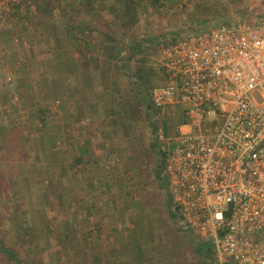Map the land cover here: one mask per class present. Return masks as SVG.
Returning a JSON list of instances; mask_svg holds the SVG:
<instances>
[{"label": "rangeland", "instance_id": "374dc122", "mask_svg": "<svg viewBox=\"0 0 264 264\" xmlns=\"http://www.w3.org/2000/svg\"><path fill=\"white\" fill-rule=\"evenodd\" d=\"M152 6L140 10L133 30L144 47L109 66L107 93L102 89L98 96L109 101L95 121L81 103L73 109L61 73L54 75L64 85L61 90L53 81L38 87L33 79L37 74L20 72L11 63L19 57L13 60L10 51L0 52V240L9 242L13 212H24L21 245L33 264H92L94 258L103 264L110 256L126 262L133 249L142 253L140 247L146 244L155 264H209L197 254L192 233L176 230L165 208L167 191L152 176L144 177L148 163L154 161L151 142L160 151L166 148L154 138L157 122L154 111L146 107L149 100L141 102L142 95L150 99L151 88L164 81V44H151L161 35L208 26L234 13L263 16V11L255 12L264 9V0H188L182 7L172 2ZM250 20L251 25L262 23ZM20 58L27 62L31 57ZM26 76L30 87L14 82ZM136 76L145 77L147 86H137ZM179 112V106L167 109L158 122L167 129L180 121ZM86 117L94 134L90 142L102 152L101 164L97 159L91 166L93 183L83 179L90 170H83L78 161L88 140V127L81 123ZM11 235L16 242V235ZM202 242L212 249L208 240ZM0 264L11 262L0 255Z\"/></svg>", "mask_w": 264, "mask_h": 264}, {"label": "built area", "instance_id": "2783aa9c", "mask_svg": "<svg viewBox=\"0 0 264 264\" xmlns=\"http://www.w3.org/2000/svg\"><path fill=\"white\" fill-rule=\"evenodd\" d=\"M161 64L149 98L177 221L209 241L212 264H264V21L165 43ZM176 106L180 121L165 129L159 114Z\"/></svg>", "mask_w": 264, "mask_h": 264}, {"label": "crops", "instance_id": "0c3cea01", "mask_svg": "<svg viewBox=\"0 0 264 264\" xmlns=\"http://www.w3.org/2000/svg\"><path fill=\"white\" fill-rule=\"evenodd\" d=\"M26 1L29 3L15 6L10 0H0V52L10 51L8 56L13 60L19 57L16 61L11 60V63L20 72L29 70L30 74H37L38 79H33L38 82V87L43 88V84L53 81V86L61 90L64 85L54 76L55 73H61L63 79H66L65 87L70 94L73 109L75 110L77 102L81 103L83 112L95 121L109 101L98 98L102 89L107 93L105 80H109L107 73H110L109 66L112 64L108 55L113 52L116 64L119 65L122 58L129 57L134 49L144 47L133 30L141 16L140 10L143 7L149 9L153 0H50L51 5L47 9L45 7L43 12L36 9V0ZM256 11L255 13L262 14L264 9ZM22 52H25L24 55ZM25 55L31 57L27 62L20 58ZM14 82L24 83L25 86L28 84L27 87H30L27 76L23 80L14 78ZM57 103L58 100L53 104ZM118 104L112 109H116ZM84 119L86 122L82 119L81 123L88 127L90 118ZM92 129L91 126L88 127L85 133L88 140L81 149L83 158L78 157V161L83 162V170H90L83 176L89 183L96 180L91 166L97 165V159L102 153L101 149L97 151V146L90 142L89 136L94 135ZM97 183L103 184L100 181ZM176 230L181 233L184 231L177 227ZM195 243L200 245L197 239ZM147 245L141 246L142 253L138 248L133 249L126 262L122 258L114 259L110 256L109 259L105 258L103 264H155L154 259L149 258L151 251ZM157 263L162 264V261Z\"/></svg>", "mask_w": 264, "mask_h": 264}, {"label": "trees", "instance_id": "16d2710c", "mask_svg": "<svg viewBox=\"0 0 264 264\" xmlns=\"http://www.w3.org/2000/svg\"><path fill=\"white\" fill-rule=\"evenodd\" d=\"M43 1H46L45 4H43ZM164 3H166V2H164L162 0H153L152 1V4L154 5V7H157L159 5H163ZM36 5H37L36 9H39L40 11L43 12L45 10V7L47 9V7L49 5H51V2H50V0H36ZM129 10L130 9H128V11ZM108 59H110V62L116 64V60H115V56H114L113 52H111L108 55ZM136 77H137V80H136L137 82L135 84L137 86H140V85H146L147 86L145 77H142V76H136ZM147 100H149V101H148V105L146 107L149 106L148 109L153 112V110L151 108V104H150V99H148L147 95H144V96L142 95L141 102L146 103ZM150 147H151V150L153 153V157H154L153 160L154 161L153 162L150 161L151 165H150V163H148L149 164L148 165L149 173H148V171L147 172L145 171L144 177L152 176L155 180L158 181V184L161 187V189L166 191V186L164 185L162 179L160 178V172H161L162 167H163V158H164L165 154L163 151H161V158H162V160H161L157 157V151L155 148L156 146H155L154 141L151 142ZM167 195H166V199L164 201L165 202V208H166L167 212L170 214V216L174 217L170 212V199H169V197H167ZM21 213H24V212L16 210L13 212L12 216L9 217L10 224H12L13 229L9 230L10 232H9V236H8L9 237L8 243H6L3 240V238L0 240V255H5V258L8 261H10L11 264H33V260H31L30 254H27L23 250V246L21 245L22 237L24 238V233L22 232V234H21L19 232V230L21 228H23L24 225L26 224V220H24L20 217ZM11 233H14V235H16V236H14V237H16V240H17L16 242L12 240ZM24 241H23V243H24ZM198 248H199V251L197 254H199L204 259V261L206 260L207 263L212 264V258H213L212 256L214 255L213 250L209 247L207 248V246L205 247V244L203 246L200 244L198 246ZM141 252H142V248H141ZM92 264H98V263H96L95 258L93 259Z\"/></svg>", "mask_w": 264, "mask_h": 264}, {"label": "water", "instance_id": "95a60500", "mask_svg": "<svg viewBox=\"0 0 264 264\" xmlns=\"http://www.w3.org/2000/svg\"><path fill=\"white\" fill-rule=\"evenodd\" d=\"M250 19H260L261 21H264V15L263 16L251 15V14L243 15L242 13H234V14L227 16L226 18H223V19L217 21V22L211 23L208 26H207V24H202V25L199 24V25H196V26L191 27V28H186V29L182 30L180 33L161 35L157 39L153 40L151 47L157 46V45L162 44V43L165 44L168 42H172V41H175V40L187 37V36H191L197 32L210 29V28L215 27L221 23L237 22V21H250ZM154 138H155V140H157L155 134H154ZM156 151L158 152V158L162 160L161 151L159 150V147L157 145H156ZM160 178L162 179L163 183L166 186V191H167L168 197L170 199L169 190H168V182H167V179L165 177V172H164L163 167H162V170L160 172ZM170 212L174 216V222L176 224V227L181 229V230H184V231L187 230V228L185 226H183L179 221H177V219L174 215V211L172 208L171 201H170ZM197 241L199 242V240H197Z\"/></svg>", "mask_w": 264, "mask_h": 264}]
</instances>
